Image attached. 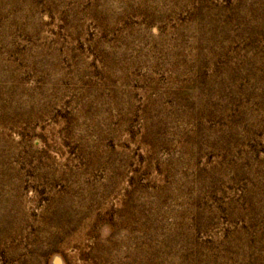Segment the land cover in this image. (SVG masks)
Instances as JSON below:
<instances>
[{"label":"rangeland","instance_id":"rangeland-1","mask_svg":"<svg viewBox=\"0 0 264 264\" xmlns=\"http://www.w3.org/2000/svg\"><path fill=\"white\" fill-rule=\"evenodd\" d=\"M0 264H264V0H0Z\"/></svg>","mask_w":264,"mask_h":264}]
</instances>
